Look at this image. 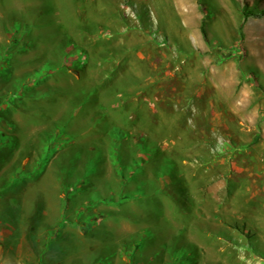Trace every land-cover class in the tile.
<instances>
[{"label":"rangeland","instance_id":"1","mask_svg":"<svg viewBox=\"0 0 264 264\" xmlns=\"http://www.w3.org/2000/svg\"><path fill=\"white\" fill-rule=\"evenodd\" d=\"M7 88L0 264H264V0H0Z\"/></svg>","mask_w":264,"mask_h":264},{"label":"trees","instance_id":"2","mask_svg":"<svg viewBox=\"0 0 264 264\" xmlns=\"http://www.w3.org/2000/svg\"><path fill=\"white\" fill-rule=\"evenodd\" d=\"M250 14H252V13H250V12H247L246 13V15H245V17H247L248 15H250ZM200 32H201V34H202V37L204 38V40H206V33H205V30H204V27H203V25L201 24L200 25ZM8 57L10 58V60H11V53H8ZM9 63V62H8ZM7 71L6 72H4V74H2L1 76H2V79H4V78H6V76H7V74L9 73V67H10V64H8L7 65ZM32 84H35L34 82H32ZM25 88H23V90H24ZM23 90L21 91V93H19V94H17V97H18V99L16 98V96L15 97H11L10 95L11 94H7V92L9 91V88H7L6 90H5V92L4 93H1L0 94V101H2V102H9V103H11V105L12 106H15V104L18 102V100H20L21 99V96L24 94L23 93ZM5 94H7V96L5 95ZM22 94V95H21ZM5 96V99H1V97H4ZM3 110H7V111H5V112H8V110H11L10 109V107L9 106H7L6 108H3ZM45 134H49V133H45ZM45 137V136H44ZM44 137L43 138H41V137H39V139H40V141H41V145H40V151H39V154H38V159H37V163H36V168L33 170L35 173V175H37L38 173H40V171H39V168L38 167H40V165L43 167V166H45L46 165V163L48 162V159H50V155L54 152V149L50 146L51 144H52V141H50L51 143H49L46 139H44ZM12 139H10V138H8L7 136H5L4 137V139H2V138H0V152H2V150H3V148L5 147V146H7L8 147V152H11V148L13 149V146L14 147H17V145H16V143H17V140H12ZM8 152H7V154H8ZM0 154H2V153H0ZM7 154H5V155H0V162L1 161H5V160H8L9 159V157H8V155ZM11 154V153H10ZM37 169V170H36ZM14 170V172H15V175H16V181H19L21 178H23L24 177V175H25V173L23 172V171H21V170H19L18 169V166L17 167H15V169H13ZM90 171V170H89ZM84 177H86L87 175H83ZM83 177V178H84ZM65 178H68V176H66V174H64V176H63V179H62V176H61V179L63 180V183H65V184H67V186H64L63 187V191L64 192H66V190L69 188V189H71L72 190V188H77V187H79L80 186V184H81V187L83 188V187H85V185H86V182L85 181H81L79 184H74V182H72V183H68L67 182V180H65ZM91 200V206H85L84 208L88 211L89 209H93L92 207H94V206H96L95 204L96 203H98V201H97V199H94V198H92V199H90ZM65 220V218H61V220H60V222H61V224H62V222ZM65 222H66V220H65ZM139 244V242H136L134 245L136 246V245H138ZM122 250H124V248L122 247ZM128 253H127V255L130 257H133L134 256V253L132 252V250H128L127 251ZM131 257H130V260H131ZM110 256L109 257H107L106 259H105V261L106 262H108V263H110ZM130 260H128V264H135L134 263V261H130ZM134 260V259H133ZM157 262H158V259H157ZM154 263H156V261H154ZM170 264H194L193 263V259H192V257L189 255V253H187L186 251H174V253H173V256H172V261L170 262Z\"/></svg>","mask_w":264,"mask_h":264}]
</instances>
